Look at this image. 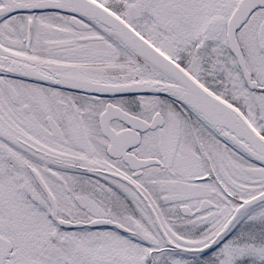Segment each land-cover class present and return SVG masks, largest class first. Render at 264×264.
Returning a JSON list of instances; mask_svg holds the SVG:
<instances>
[{
	"label": "snow or ice",
	"instance_id": "1",
	"mask_svg": "<svg viewBox=\"0 0 264 264\" xmlns=\"http://www.w3.org/2000/svg\"><path fill=\"white\" fill-rule=\"evenodd\" d=\"M0 264H264V0H0Z\"/></svg>",
	"mask_w": 264,
	"mask_h": 264
}]
</instances>
